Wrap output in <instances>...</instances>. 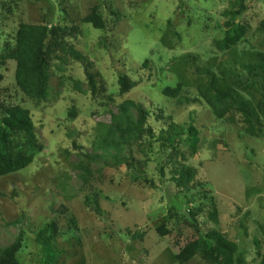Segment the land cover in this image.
I'll return each mask as SVG.
<instances>
[{
    "label": "rangeland",
    "instance_id": "rangeland-1",
    "mask_svg": "<svg viewBox=\"0 0 264 264\" xmlns=\"http://www.w3.org/2000/svg\"><path fill=\"white\" fill-rule=\"evenodd\" d=\"M94 5L107 23L104 30L81 23ZM240 5L245 8L234 23L244 24L247 32L235 46L219 51L215 43L225 36L228 13ZM45 20L81 26V36L72 40L81 58L52 61L43 100L30 99L15 86L13 61L0 66V99L29 110L42 145L29 166L0 177V249L22 233L18 261L43 264L36 234L64 206L61 234L52 243L53 264H179L174 255L196 235L186 221L188 211L199 208L194 221L201 233L216 230L237 244L245 264H264V116L257 113L260 94L246 68L254 55L264 57V0H0V46L13 39L20 22ZM85 69L102 80L100 98L90 93ZM206 71L218 85L233 86L253 109L258 120L253 134L234 109L216 119L200 102L162 95L163 88L180 82L181 95L194 97ZM120 75L138 86L120 95ZM235 76L247 78L246 86L232 85ZM125 100L150 112L153 129L144 153L134 142L121 148L124 160L134 158L135 168L116 163L114 149L95 150L90 144L103 129L99 124L121 117ZM159 108L175 124L172 144L163 139L170 121H157ZM127 114L136 119L137 109L129 107ZM190 125L197 131L194 153L183 144ZM74 140L93 156L88 185L76 167L81 157ZM173 149L186 161L171 156ZM181 164L197 172L188 187L178 188L171 178ZM161 225L170 233L161 236ZM189 264L209 263L197 256Z\"/></svg>",
    "mask_w": 264,
    "mask_h": 264
},
{
    "label": "trees",
    "instance_id": "trees-1",
    "mask_svg": "<svg viewBox=\"0 0 264 264\" xmlns=\"http://www.w3.org/2000/svg\"><path fill=\"white\" fill-rule=\"evenodd\" d=\"M13 3L16 4V2ZM243 8H245L244 5H240L239 9L228 13L231 19L226 23L228 29L225 36L215 43L219 51L229 50L246 34L247 28L244 24L234 23L235 16L239 15ZM114 14L118 16L117 13ZM81 23L91 24L98 30H104L107 25L98 5L91 7L89 12L81 19ZM260 26L264 30V21L260 23ZM82 32L81 26L73 23L54 25L46 20L40 24L20 22L13 39L5 40L0 46V66H4L7 61H13L15 63V86L30 99L43 100L47 96L48 68L52 61L55 59L62 60L67 56L76 60L81 58L72 40L81 36ZM254 59L255 61L248 63L246 68L248 75L257 83L260 94L256 103L257 113L264 116V57L256 54ZM147 62L148 59L144 61V63ZM85 73L90 93L94 97L100 98L103 87L101 85L99 88L98 84L102 83V80H97L98 73H93L88 69H85ZM206 75V81L198 82L197 94L194 97L189 98L181 95L183 84L180 82H177L173 87L163 88L162 95L167 99H177L179 103L200 102L211 109L216 119L223 118L230 110L234 109L243 117V122L247 125L246 132L253 134L254 123L258 122L253 109L240 99L233 86L218 85L215 76L209 71H206ZM2 81L3 74L0 73V96ZM230 82L234 86L243 87L247 82V78L235 76L234 79H230ZM138 84V81H132V79L120 75L118 77L119 94L123 95L130 92ZM104 99L114 102L112 96H105ZM129 107L137 109L136 119H132L127 114ZM119 110L121 117L113 115V124H99L100 128L103 129L96 134L95 138H92L90 144L95 150L114 149L115 153L112 157L116 163L124 161L130 167L135 168L134 158L127 157L124 160L120 154L121 148L124 144L129 145L134 142L141 147L143 153L145 152V147L151 144L148 139L153 134V129L148 124L150 112L130 100L123 101L119 105ZM157 112V121L165 119L171 122L163 121L168 123V135L163 139L172 144L175 140L169 135H171V132L173 133L175 124L170 116L163 118L162 109L159 108ZM72 115H75L74 112ZM188 134L183 144L191 147V153H194L197 131L192 125L188 128ZM177 135L180 137L179 134ZM72 147L79 152L81 157L76 167L82 171V183L88 185L92 177L89 164L93 156L83 153L81 145L75 140L72 141ZM41 148L42 145L37 139L35 123L29 110L20 105L6 104L0 99V177L29 166L35 154L41 151ZM170 155H179L182 161L187 159L183 153L178 154L175 149L170 152ZM196 172L197 170L194 167L181 164L171 180L175 182L178 188L188 187L195 178ZM189 201H192V199H189ZM175 209L181 212V206ZM200 211L199 208L188 211L186 221L190 226H194L196 235L179 248V251L174 255L175 260L179 264H189L190 260L199 256L209 264H245L243 254L235 242L226 239L213 229L206 233L199 231L194 217ZM55 213L56 216L36 234V240L42 245L44 252L43 264H53L54 262L57 253L54 251L52 243L61 234L59 218L66 215L67 208L61 206ZM157 232L161 236L170 233L164 225L159 226ZM137 236L141 237V235ZM22 241L23 234L19 233L12 244L0 249V264H21L16 256L22 247Z\"/></svg>",
    "mask_w": 264,
    "mask_h": 264
}]
</instances>
